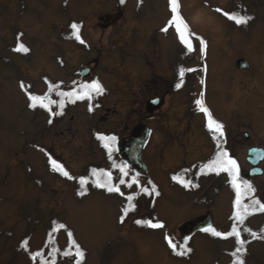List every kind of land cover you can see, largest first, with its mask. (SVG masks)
<instances>
[{"label":"rangeland","instance_id":"rangeland-1","mask_svg":"<svg viewBox=\"0 0 264 264\" xmlns=\"http://www.w3.org/2000/svg\"><path fill=\"white\" fill-rule=\"evenodd\" d=\"M236 1L179 0L190 30L207 42L202 54L199 40L188 52L174 28L161 31L171 17L169 0H0V264H32L29 258L45 257L54 246L62 264H77L68 233L84 252L80 264L232 262L227 247L215 245L208 235L187 242L191 252L186 256L175 255L165 237L179 248L182 224L210 211L219 230L232 212L229 186L212 189L206 197L194 182L187 188L179 183L183 174L195 176L198 170L192 167L208 165L223 151L236 161L238 177L247 180L246 151L264 148V9L252 0L253 17L241 25L215 11L235 14ZM72 23L81 25L84 44L72 38ZM18 44L29 51L16 52ZM239 59L249 67L238 69ZM87 67L92 70L83 76ZM92 82H99L103 94L72 102L57 93ZM55 91L51 109L65 102L66 115L58 118L54 109L29 107L28 93L53 101ZM153 97L163 104L148 115L145 105ZM96 99L98 110L92 107ZM200 99L223 125V136L208 128L196 104ZM139 122L152 129L142 153L147 167L142 179L128 167L124 176L119 169L126 163L117 154L109 156L102 146L106 141L97 138L115 136L116 143ZM52 160L73 179L54 171ZM105 173H111L110 181ZM91 176L123 195L97 187ZM133 178L137 183L129 187ZM81 179L87 181L83 189ZM226 179L223 175L220 181ZM252 186L264 204V176ZM140 189H148L156 218L145 217L151 209L137 195ZM128 196L141 199L129 202ZM129 203L133 207L125 216ZM137 220L164 227L152 229ZM259 223L255 218L250 224ZM248 250L247 264L264 262V244L254 242ZM65 251L71 254L64 256ZM242 255L237 257L244 261Z\"/></svg>","mask_w":264,"mask_h":264},{"label":"snow or ice","instance_id":"snow-or-ice-1","mask_svg":"<svg viewBox=\"0 0 264 264\" xmlns=\"http://www.w3.org/2000/svg\"><path fill=\"white\" fill-rule=\"evenodd\" d=\"M121 3L124 2V0H120ZM169 11L171 13V17L167 23V25L165 27H163L161 29V31L163 32H168L169 28H174L176 34L178 35L179 41L182 45H184V47L187 49L188 52H192L193 49V40H199V44H200V51L203 54L207 48V42L204 40L203 37H200L198 35H196L195 33H193L190 30V27L188 25V23L185 22L184 18L181 15L180 12V3L179 0H169ZM215 11L217 13H220L224 16L227 17V19L234 21L237 25H241V24H246L247 21L249 19H251V17H242L236 14H229L227 12H223L220 8H216ZM71 29H72V38H74L77 42H79L80 44H84L85 41L81 38L80 36V28L81 25H78L76 23H72L70 25ZM16 52H23V53H27L29 51V49L27 47H25L23 44H18L17 47L14 49ZM191 71V70H190ZM180 77L182 78L184 76V69H181L179 72ZM181 85L177 84L176 87L179 88ZM20 87L22 90L26 91V86L21 83ZM54 90L53 86H49V92H52ZM103 87L99 84V82H92L91 84H81L79 87L78 91H73V92H68V93H63V92H58V94L60 96H64V97H68V98H74L72 99V102H75V99H91V93L95 92L97 95L103 94ZM28 100L30 101L29 107L31 108H36V107H41L44 108L45 110H48L50 113H52V109H51V105L54 103L49 97L47 96H36V95H32L31 93H28ZM155 103V101H154ZM198 110L203 112L205 114V116L208 119V128L216 133H219L220 136H223V125L216 122L215 120L212 119L211 113L209 112V110L204 106V102L203 99L197 100L196 101ZM58 107H60L61 109L64 107L63 102H61ZM89 111H92L91 106L89 107ZM55 114V113H52ZM62 114V113H60ZM49 123H51V120L49 121ZM98 139L102 140V141H106V143L104 144V147L106 149H108L109 151V156H111V147L110 144L108 143L109 141L111 143H115L116 137L112 136V137H104V136H98ZM52 164V168L54 171H59L61 173V175H63L64 177H66L67 179L71 180L73 179L72 176L69 175V173L67 171H65L59 164H57L54 160L50 161ZM206 168L208 170H216L217 174L219 173V171H226L228 172V174L231 176L232 180V185L233 188L236 189L237 192V197H236V208H237V213H236V220L239 223H243L244 218L250 214V210L251 211H255L256 210V205H259V210L260 211H264V204H260L259 201H253L252 204L244 206L241 205V190L240 187L237 184V180H238V166L237 163L234 159H231L228 157V154L226 152H220L217 153L216 158L213 159L208 165H206ZM120 172L124 175L127 176L128 173L125 169V167H121ZM201 172H204V169H201ZM104 175H106L109 179V181L111 180V173H105ZM174 179H176L174 177ZM179 183H181L185 188L189 187L191 185L190 181H180L178 180ZM81 188L83 189V186L87 183L86 180L81 179L79 181ZM121 184L125 183L124 180L120 181ZM137 180L135 178L132 179L131 183L128 185L129 187H131L133 184H136ZM97 187H104L106 188V190L109 193H120V189L118 187H116L115 185L109 183L106 184H100L99 182L96 183ZM194 186V185H193ZM244 189H245V194L247 193H251L254 191V189L252 188V186L250 184H248L247 182H244L243 185ZM144 192H148V189H143ZM153 192H155V187H153L152 189ZM84 192L83 190L80 192V195H83ZM121 195H123V193H120ZM156 195H159L158 192H156ZM127 200L129 202H131L133 200L132 196H128ZM133 207V205L131 203H129L128 207L123 209L124 215L126 216L128 214V211ZM121 223H123V216L121 217ZM136 223L138 225H143L152 229H160L163 228L164 225L162 223H153L152 221H141V220H137ZM60 227H63V225H61ZM201 231L204 232H209L211 233V235L215 236V237H221L222 234L218 231H216L215 229L212 228H203L201 229ZM71 233H68L70 242L72 243L73 247H75L76 251H75V255L76 257H78L77 260V264H80V261L83 259L84 257V252L80 250V248L78 246L75 245L74 241H71ZM251 235L255 238L256 234L255 233H251ZM228 237H235L236 239V243L237 245H239V247H237L236 252L233 253L234 256H237V254H243V248H244V241L240 238V231L237 229V227H233L232 230L227 233L226 235H223V238H228ZM165 239L167 240L168 246L172 249L173 253L177 256H186L188 253L191 252V249L188 248L187 245V241L184 242V244L180 245L179 248L178 246L171 240L169 239L167 236L165 237ZM27 241H24L22 247H25V249H27ZM71 253L70 251H65L63 253L64 256H69ZM42 253H37L35 256H33V260L36 259L37 256H42ZM234 264H243V260L242 259H237Z\"/></svg>","mask_w":264,"mask_h":264},{"label":"trees","instance_id":"trees-1","mask_svg":"<svg viewBox=\"0 0 264 264\" xmlns=\"http://www.w3.org/2000/svg\"><path fill=\"white\" fill-rule=\"evenodd\" d=\"M257 2L264 9V0H254V5L257 4ZM250 3L253 5L252 0H247L246 4H245L244 0H237L233 13H235L236 15L242 16V17H244L243 15L248 16V17H251V16L253 17V15L251 14V12L249 10L250 8L248 9V6L250 5ZM185 83L186 82H184V85H185ZM173 88L176 90V87L174 85H173ZM173 88L171 87V89H173ZM63 99H64V96H63ZM98 100L100 101V99H96L95 100L96 104L95 105L93 104V106H92L96 110H98V108L99 109L101 108V103H98ZM64 109H66V111L68 109V105H66L65 102H64ZM60 113H62V114H60ZM56 115H57L58 118H61L60 116L61 115H66V113L62 112V109H61L59 111V113L55 114V116ZM93 138H95V136H93ZM109 159L111 160V157H109ZM196 167H192L191 168L192 170H194V169L198 170V172L195 174V176L192 174V172L190 173V171H189V173L187 175L183 174V178L186 176L184 178V181L194 182V185H196L198 187V189L203 188V190L206 192V197H207L208 193H210V191L212 189H214L216 192H218L220 190L218 188H220V187H228L229 186V188L232 190V192L234 194L233 203H232V212H231L229 218L225 221L223 227H221L218 230V232H220L222 234V236L221 237H215L213 235H210V239L212 240V242H214L215 245L219 244V245H225L227 247L224 250H225L226 253H230L229 255L232 257V262L228 263V264H234V262L238 259V257L234 256L233 253L236 252V249H237V247H239V245H237L235 237L223 238V235H226L227 233H229L234 226L237 227V229L240 231V238L245 242L244 243V248H243V254H245L246 258H244L243 263L247 264L248 263L247 255H248V251H249L248 250L249 245H252L254 242H258V243L264 244V211H260L259 210V205H256V210L255 211H251L250 210V214H248L244 218L243 223H239L236 220V213H237L236 197H237V192H236V189L233 188V185H232V182H231L232 178L228 174V172L219 171V173L217 174L216 170H208L206 168V166H202V168L201 167L200 168H196ZM125 169L127 170V166L125 167ZM201 169H204L203 173L201 172ZM223 175H226L227 179L223 180V182H222V181H220V178ZM200 177H203V179H204L203 182H201ZM210 178H214V181H217L216 183H218V184H214V182H211ZM93 179H94V182H96V183L98 182L97 178H93ZM205 179H206V181H205ZM244 182H247L248 184H250L252 186V181L245 180V177H238L237 184L240 187L241 197H242L241 198V205L247 206V205L252 204L253 201H259L260 204H262V201H261V199L259 197V194H258L259 191H257L253 186H252V188L254 189V191L251 192V193L245 194V189L243 187ZM202 184H204V185H202ZM207 185H209V186L207 187ZM137 195H140V197L145 200V202L147 203V205L151 209L150 203L152 201L151 200L152 197L149 194H147L146 192H144L142 189L137 190ZM141 198H135L133 200V202H136V200H139ZM150 211H151V213H153L152 209ZM255 218H260V223L258 224L257 227H253L250 224L251 221L253 219H255ZM251 233H255L256 234L255 238L251 235ZM208 234H209V232H208ZM233 256L235 257V260H233ZM256 263L257 264H264V262H260V261L256 262Z\"/></svg>","mask_w":264,"mask_h":264},{"label":"water","instance_id":"water-1","mask_svg":"<svg viewBox=\"0 0 264 264\" xmlns=\"http://www.w3.org/2000/svg\"><path fill=\"white\" fill-rule=\"evenodd\" d=\"M238 69H246L249 67L246 61L239 59L235 63ZM89 74V69L82 71V75ZM155 101V103H154ZM163 104V100L152 99L146 103V111L152 113ZM150 135V130L145 125H137L132 129L126 139L119 141L118 154L120 158L130 164L137 175L143 176L147 173L146 166L142 159V152L146 145L147 139ZM245 137L248 134L245 132ZM247 152L246 162L251 166L247 172L250 178L262 177L264 170L259 167L260 163L264 161V150L262 148L253 147ZM212 226V218L209 213L185 222L179 227L180 234L185 238H190L196 232L201 231L203 228H210Z\"/></svg>","mask_w":264,"mask_h":264}]
</instances>
